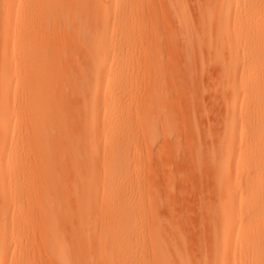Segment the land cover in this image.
I'll return each instance as SVG.
<instances>
[{"label":"bare ground","instance_id":"bare-ground-1","mask_svg":"<svg viewBox=\"0 0 264 264\" xmlns=\"http://www.w3.org/2000/svg\"><path fill=\"white\" fill-rule=\"evenodd\" d=\"M143 1L4 0V8L5 2L18 8L4 17L5 38L0 36L6 40L0 39V264H264V0H196L197 11L188 0H150L146 16ZM50 22L54 38V31L47 33ZM141 48L145 60L136 62ZM58 52L66 85L56 98L48 81L60 67ZM167 52L178 55L187 77L196 74V57L202 71L209 58L219 62L216 85L227 115L217 133L212 123L213 129L200 132V116L190 121L193 108L187 110L192 106L185 95L178 105L196 129L187 122L193 135L170 129L178 97L164 90ZM142 63L149 82L136 94L134 72ZM194 78L182 80L193 83L189 90L200 80ZM63 99L68 113L61 116ZM56 118L65 135L59 140L49 134ZM183 143L191 145L181 158L208 170L212 183L198 208L194 200L195 216L179 213V205L161 211L173 206L171 194L178 198L171 177L164 176L163 189L145 181L147 170L163 167L169 150ZM56 144L61 159L51 156ZM198 212L203 233L196 234L201 226L195 220L193 236L194 225L185 223Z\"/></svg>","mask_w":264,"mask_h":264},{"label":"rangeland","instance_id":"rangeland-1","mask_svg":"<svg viewBox=\"0 0 264 264\" xmlns=\"http://www.w3.org/2000/svg\"><path fill=\"white\" fill-rule=\"evenodd\" d=\"M193 1H194V3H193ZM149 2H150V0H144L143 1V4H142V6H141V9H140V11L141 12H143V16H146V14H147V10H148V8H149ZM197 2H198V0H197ZM188 3H190V5L189 6H191L192 8V11L194 10V11H197V10H195V9H193V8H197V5L198 4H196V0H188ZM0 28L2 27V25L4 26V27H2L1 28V30L3 29V34L2 33H0V36L1 37H4L5 38V33H6V26H7V20L5 19V18H7V16H9V17H12L13 16V14H14V12H15V10H16V7L18 8V6H17V4H11V3H9V5L8 6H10V8H8V6H7V2H5V8L6 9H12V10H10V11H12L11 13L10 12H7V10H5V8L3 7L4 6V0H3V2H2V0H0ZM192 4V5H191ZM194 4V5H193ZM3 5V6H2ZM13 5H14V7H13ZM194 6H196V7H194ZM2 8H3V11L5 10L6 11V13H5V11L4 12H2ZM4 13V14H3ZM10 13V14H9ZM13 13V14H12ZM1 14H3V15H1ZM18 15H19V13H18ZM3 16V17H2ZM1 17H2V19H1ZM5 17V18H4ZM8 17V18H9ZM146 18V17H145ZM145 18L144 19H141L140 21H142V27H146V25H147V22L145 21ZM6 21V22H5ZM3 22V24H1ZM5 22V23H4ZM50 24H52V25H49L48 26V29H47V33H48V35H49V32H50V35H52L51 34V31L53 32L54 31V35H52V37L54 36L55 37V29L53 28V23H51L50 22ZM167 26H169V24H166ZM171 26V25H170ZM52 27V28H51ZM5 28V29H4ZM0 30V32H2ZM4 35V36H3ZM48 37H50V36H48ZM53 37V38H54ZM51 38V37H50ZM0 39H2V38H0ZM4 41H6V40H4V39H2V44H4L5 45V42ZM0 42V43H1ZM1 47H2V45L0 46V49H1ZM5 47V46H4ZM140 48V47H139ZM140 50V49H139ZM139 50H137L135 53V58H134V60L136 61H139V60H141L140 62H142V60L144 59L145 60V57H146V52L144 51V49L142 50V48H141V50H140V52L141 53H138L139 52ZM1 52H3V50H1ZM1 52H0V54H1ZM146 53V54H145ZM59 54V55H58ZM175 53H173V54H171L170 52H167V54L166 55H164V60L163 61H166V62H163L164 63V66L166 65V67H165V70H167L168 71V69L170 70V71H168L169 73H170V80L169 79H165V82H164V86L166 87H164V90L168 93V95L169 96H171V97H175V99L177 98V101H176V105H175V107L173 108V113H172V117H173V114L175 115V119H173V126H172V124H171V126L172 127H170V129L171 130H175V131H177V130H180V127L182 128L181 130H180V132L181 133H183V135H185V134H188V135H190L189 133H193V130H192V132H191V129H190V132H188L187 133V130H185V126H187L188 124H185V122H187V123H189V125H190V123L191 122H189V118L187 117V121H186V115H188L187 113H186V111L185 112H183L182 111V108H180V106L182 107V104H179L178 105V103H180L182 100H183V96L182 95H185L184 97V101L186 100H188L187 101V103L189 102V100H190V102H189V104L192 106V107H189V109H187V110H190V108L192 109H197V108H194L195 106H193V104L195 103V101H197L198 103H196L195 105H197V106H199V105H201L200 106V108H202V109H200L199 107H198V109L199 110H197V114L195 113V111L196 110H194V115H193V112H190V111H193V109L192 110H190L188 113H190L189 115H191V113H192V116L190 117V121H193L194 122V120L193 119H195V118H197L198 119V117L200 116V118H203L202 120H201V122H199V120H197V119H195L196 121H198L200 124V126H199V130H200V132L202 131V130H206L207 128H209L210 126L212 127L213 125H214V128L216 129V131L214 130V132H216L217 133V131H219V129L222 127V124H223V121H224V118L226 117V115H227V113H226V107H225V101H224V99H223V97H222V95H221V92L219 93V91L218 90H220L221 91V86L219 85H216L217 83H219V81H217V77H215V76H217L218 75V73H220L219 72V68H220V64H218L219 62L218 61H216L215 59H213V58H209L207 61H206V65H204L205 67H204V69H205V71H204V69H203V71H202V69L201 68H199L200 67V65H199V58L198 57H194L195 58V60L193 61V63H192V69L194 68V67H196V70L195 71H197V68L198 69H200L199 70V74L197 75V72H193L192 70H191V72H193V73H196V74H192V76H196V77H200V80H198L196 83H194V85H193V88H194V86L198 89H196V88H194V89H192L191 90V88H190V90L192 91H190L189 90V88L188 87H190V85H192V84H190V82H189V84L188 85H184V84H186V83H188V82H183L182 80L185 78V79H187V80H191V82H195L196 80H197V78H194V77H187V75L185 76V72L183 71V66H182V64H181V61H178L180 58L179 57H177L178 55H174ZM57 56H55V57H57V58H61L62 60H56L55 59V61H56V66H58L59 67V65H60V69H62L61 71H60V73H61V75H60V73H58L59 72V68L56 70V73H54V76H52L51 77V79L48 81V85H49V87H51V88H49L50 89V93H51V95H52V93H54V96L55 95H57V96H55L56 98L58 97V95L59 94H62V93H60V92H64V88H65V86L63 87V85H66V81H65V75H66V72H64V74H63V70L65 69V68H63V57L61 56L62 55V53H60V52H58L57 54H56ZM171 55H173V60L174 61H172V59H170L172 56ZM139 56V57H138ZM167 56H169L168 57V59H167ZM139 58V59H138ZM176 58H178V59H176ZM4 58H3V55H2V59H1V57H0V61L1 60H3ZM177 60V61H176ZM209 60H211V62L209 61ZM61 61V62H60ZM136 61V62H137ZM196 61H197V63H196ZM213 61H216L217 62V64H216V62H213ZM59 62H60V64H59ZM172 62H174L173 63V65H174V68H173V65L171 64ZM168 63V64H167ZM211 63V64H210ZM1 64H3V62L1 63ZM178 66V68H176L177 66ZM212 65V67H210ZM216 65V66H215ZM2 66V65H1ZM171 66V67H170ZM209 66V67H208ZM219 66V67H218ZM169 67V68H168ZM131 68H132V66H131ZM167 68V69H166ZM172 69H175V70H177V73H176V71L174 70H172ZM195 69V68H194ZM2 70V69H1ZM210 70V71H209ZM65 71V70H64ZM149 70H148V68L147 67H145L144 66V64L142 63V65H141V69L139 68V70H138V68H135V72H134V74H135V77H134V90L136 91V94L138 93V92H140L141 93V91H142V93H144L145 91H146V89H147V85L146 84H148L147 82H149V72H148ZM171 72H174V73H176V74H178V76H177V78L178 77H183V79L181 80V78L180 79H177V81H176V77H175V74L173 75V73H171ZM181 72H184V73H181ZM202 72H204V74H206V75H203L202 74ZM217 72V73H216ZM1 74H2V71L0 72ZM216 73V74H215ZM1 74H0V76H1ZM181 74V76H179ZM172 76H174L175 78H173ZM189 76V75H188ZM203 76H204V78H203ZM213 77V78H212ZM169 78V77H168ZM189 78V79H188ZM184 79V80H185ZM212 79V80H211ZM147 80V81H146ZM167 80H169V81H167ZM172 80V81H171ZM175 82H174V81ZM178 80H181L182 81V83L183 84H181ZM202 80H205V81H202ZM213 81H216V83L214 82L213 83ZM58 82V83H57ZM64 82H65V84H64ZM178 83V85L179 84H181L180 86L181 87H179L178 85H177V83ZM199 82V83H198ZM63 83V84H62ZM146 83V84H145ZM168 83V84H167ZM175 84L176 83V85H175V87H174V85L173 84ZM205 83V84H204ZM52 84V85H51ZM61 84V85H60ZM203 84V85H202ZM213 84H215V85H213ZM137 85V86H136ZM141 85V86H140ZM197 85V86H196ZM140 86V87H139ZM188 86V87H187ZM216 86H217V88H216ZM0 87H1V85H0ZM63 87V88H62ZM140 89H139V88ZM142 87V88H141ZM203 87V88H202ZM215 87V88H214ZM218 87H219V89H218ZM61 88L62 89H64V90H61ZM184 88H185V90H184ZM200 88V89H199ZM213 88V89H212ZM1 89V88H0ZM56 89V90H55ZM170 89H171V91H170ZM174 89H175V91H174ZM177 89V90H176ZM180 89H183L182 91H180ZM58 90V91H57ZM61 90V91H60ZM140 90V91H139ZM145 90V91H144ZM1 91V90H0ZM60 91V92H59ZM179 91V92H178ZM184 91H185V93H184ZM211 91H212V94H211ZM217 91H218V95H217ZM195 92V93H194ZM205 92V93H204ZM1 93V92H0ZM182 93V94H181ZM187 93V94H186ZM197 93V94H196ZM64 94V93H63ZM139 94V93H138ZM181 94V95H180ZM194 94V95H193ZM209 94V95H208ZM179 95V96H178ZM188 95V96H187ZM196 95H197V97H196ZM217 95V96H216ZM1 96H2V94H0V100L1 99H3V96H2V98H1ZM211 96V97H210ZM219 96V97H218ZM190 97V98H189ZM201 97V98H200ZM217 97V98H216ZM182 98V99H181ZM187 98V99H186ZM189 98V99H188ZM197 99V100H195V99ZM205 98V100L203 101V99ZM209 98L211 99V100H209ZM214 98V99H213ZM181 99V100H180ZM213 99V100H212ZM220 99L222 100V102L220 101ZM195 100V101H194ZM208 100V101H207ZM192 101L194 102V103H192ZM206 101V102H205ZM213 101V102H212ZM216 101V102H215ZM219 101V102H218ZM63 102H65V103H63ZM204 102V103H203ZM209 102V103H208ZM63 103V104H62ZM62 103H60V108L57 110V115H59V114H61V116H64V114L67 112L68 113V109H66L67 107H65V106H67V102L63 99V101H62ZM207 103V104H206ZM213 103V104H212ZM219 103H220V105H219ZM0 104H1V102H0ZM203 104H205V105H207V106H209V107H207V106H205L206 107V111H204V106H203ZM136 105H139V103H137ZM178 105V106H177ZM188 104H186V105H183V107H186ZM215 105H217V106H215ZM196 106V107H197ZM16 107H17V105H16ZM211 107H213V109L211 108ZM216 107V108H215ZM176 108V109H175ZM185 109V108H184ZM183 109V110H184ZM0 110H1V107H0ZM62 111H63V115H62ZM211 111V112H210ZM179 112V113H178ZM200 114H199V113ZM206 112V113H205ZM67 113L65 114V115H67ZM205 113V114H204ZM211 113V114H210ZM217 115H216V114ZM178 116H177V115ZM202 114V115H201ZM226 114V115H225ZM196 115V117H193V116H195ZM209 115V118L207 117ZM204 116V117H203ZM211 116H213V117H216V118H213V117H211ZM220 116H221V118H220ZM185 117V118H184ZM223 117V118H222ZM177 118H179V119H177ZM191 118H193V119H191ZM181 119H182V121H181ZM185 119V120H184ZM212 119V120H211ZM215 119H217L216 121H215ZM221 119V120H220ZM223 119V120H222ZM175 120V121H174ZM207 120H209L208 122H207ZM211 120V121H210ZM219 120V121H218ZM195 121V122H196ZM204 121H206V122H204ZM178 122V123H177ZM194 122V123H195ZM202 122H204L205 123V126H203V124H202ZM60 122H59V119H54V121H53V123H52V125H51V127H49L50 128V131H49V134H51V136L53 135V136H55V139L56 140H59V138H62V137H59V135L60 136H65L64 135V129H62L63 127H61V123L59 124ZM175 123V124H174ZM181 123V124H180ZM194 123H191L192 124V126L190 125V128H192L193 126H194ZM207 123H212L213 125H209V124H207ZM218 123V124H217ZM178 124V125H177ZM54 125L57 127V129H56V127H54ZM183 125H184V127H183ZM198 125V124H197ZM207 125H209V127L207 126ZM218 127H217V126ZM58 126H60L59 128H58ZM196 126V125H195ZM203 127H204V129H203ZM175 128V129H174ZM184 128V129H183ZM196 129V127H193V129ZM61 129V130H60ZM211 129H213V127L211 128ZM57 130V131H56ZM63 130V131H62ZM184 130V131H183ZM189 130V129H188ZM51 131H54V133L53 132H51ZM61 131V132H60ZM185 131H186V133H185ZM58 132V133H57ZM199 132V131H198ZM185 133V134H184ZM215 133V134H216ZM3 134V133H2ZM2 134L0 133V139H1V137H2ZM63 134V135H62ZM193 135V134H192ZM186 136V135H185ZM184 136V137H185ZM59 137V138H58ZM185 139V138H184ZM184 141V140H183ZM56 143V142H55ZM187 144V143H186ZM184 145V143H183V148L181 147V149L179 150L178 149V151H177V149L175 150V152L177 151L178 152V154L177 153H175L174 152V149H172L173 150V152H172V150H169V152L168 153H170L171 154V156H169V158L167 159V162H166V164H168L167 166H166V164L165 163H163L164 165H165V167H164V165H163V167H161L160 165L162 164L161 162V164L160 165H158L157 166V171H155V166L154 167H152V168H154V169H152L153 170V172H152V170L150 169V170H147L146 172V174H149L146 178H145V181H146V183L147 182H153V184L155 183V181H156V185L154 184V187L156 186V187H159V186H161L162 187V189L165 187L164 185H166V182H167V179L168 178H170L171 177V179H169V183H171V186L172 187H174V189L173 190H175V194L176 195H178V198H176L177 200H178V202H176L177 200H175L174 198H175V196H172V194H171V197H173V201L172 200H170V202H172V207L171 208H169L168 207V209H167V207H165L166 208V210H165V208L163 209L162 208V212H164V211H170L172 208V210H175V208L179 205L180 206V208H182V209H179V207H178V210L177 211H179V213H180V210H183L185 213H189L190 211L189 210H191V213H189V214H191V215H193L194 214V212H196L197 213V209L196 208H198V206L200 205V199L202 200V201H204L205 200V197H207L206 195H208V193H204V191H206V189H208L206 192H208V191H211V187L212 186H210V188L208 187V185H210V184H212V183H209L208 184V182H211V179H210V177L208 178L205 174H204V172H207V171H204L203 172V169H201V170H197L196 168H195V166L194 165H192V164H187L186 162H188V161H185V160H187V159H184V157H186L187 155V152L188 151H190L189 150V148H186L190 143H188L187 145ZM191 145V144H190ZM189 145V146H190ZM53 146H55V148L53 149V151L54 152H52V154H51V156L52 157H55V158H57L59 155L61 156V157H58L57 159H61L62 158V155L60 154L61 153V149L58 147V145L56 144V145H53ZM188 146V147H189ZM60 150H59V149ZM191 148V147H190ZM57 150V151H56ZM184 150H186L187 152H182V151H184ZM166 151H168V150H166ZM60 152V153H59ZM159 151H154V153H153V156H155V157H158V156H156V155H158L159 153H158ZM155 153H157V154H155ZM164 153H166V155H164ZM167 152H165V151H163V156H168L167 154H168ZM174 153V154H173ZM182 153V154H181ZM55 154L56 155H58L57 157L55 156ZM155 154V155H154ZM162 154H161V156H162ZM184 154V155H183ZM188 154H189V152H188ZM174 155V157H172ZM184 156V157H182L181 158V156ZM162 156V157H163ZM177 157H179V158H181L182 160H183V165L181 164L180 166V168H179V163H181V161L182 160H180V162H178V160H177ZM172 159V162L170 161L171 159ZM161 159H164V158H161ZM175 160V161H174ZM174 161V162H173ZM185 161V162H184ZM178 163V164H177ZM184 163H186L187 165H188V167H187V165H185ZM170 164H172L171 166H170ZM178 165V166H177ZM190 166V167H189ZM193 167V169L194 170H192L191 169V171L189 170V168H192ZM159 168V169H158ZM165 168V170H166V172H165V170H163L162 171V169H164ZM167 168H168V170H167ZM170 168V169H169ZM186 168H188V169H186ZM177 169H179V170H177ZM182 169V170H181ZM205 169V168H204ZM176 170V171H175ZM195 170H197V172L196 173H194L193 171H195ZM152 172V174H151V172ZM155 171V172H154ZM161 171V172H160ZM172 171V172H171ZM68 173L67 174H64V176L66 177V181L67 180H69L68 182H71V184H72V181H71V179L69 178L68 179V176H69V171H67ZM159 172V173H158ZM163 172L164 173H167L166 175H164L163 174ZM175 172V173H174ZM184 172H186V173H184ZM191 172H193L194 174L192 175V173ZM154 173V174H153ZM155 173H157V174H155ZM171 175H170V174ZM173 173V174H172ZM179 173V174H178ZM189 173V174H188ZM208 173V174H207ZM206 174L207 175H209V172H207ZM71 174V173H70ZM195 174H197L198 176H196ZM153 175V176H152ZM191 177V178H189V176ZM71 176V178H73L74 179V177L72 176V175H70ZM163 176V177H162ZM164 176H165V178L167 177V179H166V182H165V184H164V182H163V178H164ZM173 176V177H172ZM187 176V177H186ZM206 176V177H205ZM179 177H181V179L179 178ZM185 177H186V180H184L185 179ZM192 177H194V179H196V180H194ZM196 177V178H195ZM197 177H198V180H197ZM156 178V179H155ZM157 178H158V181H157ZM162 178V179H161ZM174 178V179H173ZM188 178V179H187ZM207 178V179H206ZM72 179V180H73ZM151 179V180H150ZM176 179V180H175ZM179 179V180H178ZM190 179V180H189ZM149 180V181H148ZM172 182H171V181ZM177 180H178V182H177ZM181 180H184V181H181ZM192 180V181H191ZM207 180H209L208 182H207ZM175 181V182H174ZM180 181H181V183H180ZM188 181H190V183L188 184ZM196 181V182H195ZM207 183H206V182ZM73 182H75V183H77L76 181H75V179L73 180ZM162 182V183H161ZM183 182H184V184H183ZM191 182L193 183V184H191ZM205 182V183H204ZM198 184V186H196V184ZM68 185L70 184V183H67ZM159 184H161V185H159ZM181 184V185H180ZM184 186H183V185ZM188 184V185H187ZM195 184V185H194ZM175 185V186H174ZM193 185L194 186H196L195 188L198 190H194V188H193ZM204 185V186H203ZM202 186V187H201ZM155 187V188H156ZM186 187H187V189H186ZM206 187V188H205ZM160 188V187H159ZM190 188H192L191 190H190ZM201 190H199V189ZM177 189V190H176ZM182 189H183V191L185 192V194H183V193H180V191L181 192H183L182 191ZM203 189H204V191H203ZM186 190V191H185ZM190 191H192V192H190ZM196 191H197V193H196ZM203 191V192H202ZM179 192V193H178ZM194 192H195V194H194ZM192 195V196H196L197 197V199H193V197L190 195V194ZM194 194V195H193ZM197 194H199V195H197ZM174 195V194H173ZM180 196H182V197H180ZM202 196V197H201ZM205 196V197H204ZM170 197V198H171ZM179 197H180V199L182 200V205H180L179 203H181V200L179 199ZM191 197V198H190ZM186 198V199H185ZM191 199H193V201L191 200ZM179 200H180V202H179ZM184 200V201H183ZM196 200H198L197 202H195ZM185 201H186V203H185ZM193 202V204H192V202ZM173 202L175 203V204H173ZM184 202V203H183ZM178 203V204H177ZM198 205H197V204ZM187 204V205H186ZM194 204H196L195 206H196V211H194L192 208H193V205ZM188 205H190V206H188ZM170 206H171V204H170ZM174 206H176V207H174ZM184 206H187V207H184ZM194 206V207H195ZM190 208V209H189ZM170 209V210H169ZM189 211V212H188ZM194 211V212H193ZM199 211V210H198ZM176 212V211H175ZM182 212V211H181ZM183 212V213H184ZM193 212V213H192ZM200 212V211H199ZM198 212V215H196V217L195 218H193V216L191 217V215L189 216L188 214V222H187V220H186V217L187 216H185V215H183V216H185L184 218H182V219H185L184 220V223L185 222H187V223H185V224H188V223H190L191 222V224H192V226H191V224H188V228H190V226L193 228V225H194V227H195V223L198 221V218H199V222L201 221V219H200V217L202 216V215H200V213ZM165 213H169V212H165ZM194 216H195V214H194ZM198 216V217H197ZM191 218V219H190ZM196 220V222H193L192 223V221H195ZM199 222H197V225H196V227L199 229L200 228V226H201V223H199ZM198 223L200 224V226L198 225ZM190 225V226H189ZM194 228V229H190L191 231L192 230H196L197 228ZM203 226H201V229H199V233H197L196 232V234H201L202 235V230H203V228H202ZM194 231H192V235L194 236ZM191 233V232H190ZM196 239V238H195ZM259 246L260 247H263V243L261 242L260 244H259ZM262 249V248H261ZM262 251H264V250H262ZM264 258V257H263ZM7 264H11V262H10V260H8L7 261Z\"/></svg>","mask_w":264,"mask_h":264}]
</instances>
